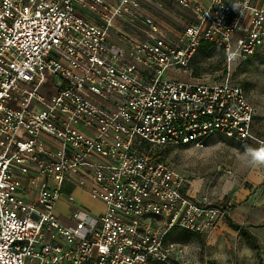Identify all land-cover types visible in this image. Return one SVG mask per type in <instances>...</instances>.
I'll list each match as a JSON object with an SVG mask.
<instances>
[{"label": "built area", "instance_id": "obj_1", "mask_svg": "<svg viewBox=\"0 0 264 264\" xmlns=\"http://www.w3.org/2000/svg\"><path fill=\"white\" fill-rule=\"evenodd\" d=\"M166 1L188 16L175 39L164 0H0V264H170L169 232L226 216L153 153L264 143L241 85L190 70L203 40L264 58V0Z\"/></svg>", "mask_w": 264, "mask_h": 264}, {"label": "rangeland", "instance_id": "obj_2", "mask_svg": "<svg viewBox=\"0 0 264 264\" xmlns=\"http://www.w3.org/2000/svg\"><path fill=\"white\" fill-rule=\"evenodd\" d=\"M154 8L162 30L175 39L183 30L181 21L188 17L186 11L166 0L162 7ZM216 60L214 56L202 61L204 68L200 78L207 82L230 79L241 85L256 108L254 134L264 141V58L248 57L231 64L224 62L218 67L214 64ZM168 74L185 79L183 73L175 69ZM250 149H264V143L239 142L217 134L205 147L186 145L154 151V156L188 176L195 199L205 198L207 203L227 206L226 216L210 231L197 234L176 229L169 232L168 239L176 244L175 252L184 246L187 249L185 258H177L176 254L170 264H264V164L252 160L248 155ZM78 197L92 209L102 207L85 194L78 193ZM64 201L57 208L62 215L70 208ZM230 221L243 226L254 239L233 228Z\"/></svg>", "mask_w": 264, "mask_h": 264}, {"label": "trees", "instance_id": "obj_3", "mask_svg": "<svg viewBox=\"0 0 264 264\" xmlns=\"http://www.w3.org/2000/svg\"><path fill=\"white\" fill-rule=\"evenodd\" d=\"M214 56L217 57V60L214 62L215 66L218 67L225 62V55L222 47L208 40L201 41L190 63V70L192 71V76L195 78H200V75L204 68L202 61ZM198 57L203 58V60H197ZM230 224L233 228L242 231L243 234L250 236L251 239H254L253 235L249 234L243 226L233 222H231Z\"/></svg>", "mask_w": 264, "mask_h": 264}, {"label": "clouds", "instance_id": "obj_4", "mask_svg": "<svg viewBox=\"0 0 264 264\" xmlns=\"http://www.w3.org/2000/svg\"><path fill=\"white\" fill-rule=\"evenodd\" d=\"M229 55H230L231 59H237L239 56V52L237 50L235 52H231ZM248 155L251 156V158L254 162L264 164V149H260V150H251L250 149L248 151Z\"/></svg>", "mask_w": 264, "mask_h": 264}, {"label": "crops", "instance_id": "obj_5", "mask_svg": "<svg viewBox=\"0 0 264 264\" xmlns=\"http://www.w3.org/2000/svg\"><path fill=\"white\" fill-rule=\"evenodd\" d=\"M200 1H207V0H200ZM157 5V4H156ZM158 6V5H157ZM155 6H153L152 7V11L156 14V11H157V9L156 8H154ZM159 8L161 7V6H158ZM247 93V92H246ZM247 96H248V94H247ZM248 98H249V96H248ZM250 99V98H249ZM255 120V119H254ZM253 131H254V125H253ZM253 176H255V174H253ZM187 178H188V176H186ZM189 179V178H188ZM192 188H193V186H192V182H191V180L189 179V188H188V193H189V195L190 196H192V197H194L195 195H193L192 194ZM77 198L79 199V197L77 196ZM62 201H64L63 199L59 202V203H61ZM79 201H81L80 199H79ZM65 202V201H64ZM82 202V201H81ZM83 203V202H82ZM85 204V203H84ZM86 205V204H85ZM89 206V205H88ZM67 212V211H66ZM176 254H177V258H179V254L177 253V252H175L174 251V253H173V257L172 258H174V256H176ZM156 264V263H155Z\"/></svg>", "mask_w": 264, "mask_h": 264}, {"label": "bare ground", "instance_id": "obj_6", "mask_svg": "<svg viewBox=\"0 0 264 264\" xmlns=\"http://www.w3.org/2000/svg\"><path fill=\"white\" fill-rule=\"evenodd\" d=\"M196 184H199L198 182H195Z\"/></svg>", "mask_w": 264, "mask_h": 264}]
</instances>
